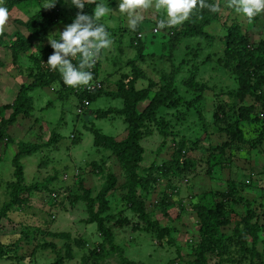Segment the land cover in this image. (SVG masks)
<instances>
[{"label":"trees","instance_id":"1","mask_svg":"<svg viewBox=\"0 0 264 264\" xmlns=\"http://www.w3.org/2000/svg\"><path fill=\"white\" fill-rule=\"evenodd\" d=\"M117 1L119 0H96V3H104L112 9ZM45 2H52V0H0V6L6 7L9 11L15 9L25 13L30 7L34 10L25 20L18 18L9 20L13 27L22 28L24 35L17 29L14 32L6 30L3 35H0V52H6L9 55L11 65L15 66L17 59L23 55L31 62L30 68H26L24 72L29 82L20 83L11 101L0 104V143H12L9 128L17 121L31 117L33 106L29 93L35 88H49L56 94V99L59 101L72 97L76 107L82 100L89 105L99 97L119 100L120 107L97 109L90 112V115H93L95 119L108 117L121 119L125 126L121 140L104 135L99 129L92 127L86 129L92 136V146L95 151H106L108 153L106 159H112L119 174L107 172L104 182L95 194L91 189L83 186V182L78 178L73 184L76 193L73 194L70 191L65 198L70 204L82 203L85 219L81 222L85 226L92 225L98 237L95 245L96 252L95 249L89 250L88 256L82 258L81 262L86 259L94 262L113 254L117 257L116 264H143L130 261L123 256L122 250L114 244L112 230L126 227L131 232L146 233L158 247L171 243L169 231L147 214L145 200L154 192L159 180L165 181L162 201L176 195L178 188L174 180L188 173L195 166L188 152L197 149L198 142H191L190 147L186 148L183 138L177 139L175 134H169L168 122L164 120V111L185 106V109H189L191 113H196L194 110L196 104L200 102L203 93L210 89L206 84L196 81L199 68L208 63V58L198 62L201 52L199 46H185V52L170 72H160L157 81L146 79L143 70L137 66V60L154 58L159 61L163 56L150 54L144 58L140 33L149 24L157 27L158 21L164 19V14L159 12L160 14L156 15L153 22L143 20L135 31L131 28L121 29L127 36V47L135 52L134 59L128 60L125 64L129 67L127 72H121L113 82L107 79L100 80L98 79V58L94 67L90 69L93 74L91 82H98L101 87L92 92L82 90V86L69 87L63 82L61 74L50 70L47 65V59L53 53V49L49 41L45 44L43 42L48 40L49 35V38L59 39V36L52 37L50 31L55 26H61L64 29L67 24L74 21L79 10L71 4V0H68V10H63L65 3L61 0H57L54 8L43 9ZM206 2L219 4V0H206ZM94 8V3H85L84 13L91 15ZM220 13L221 11L212 13L208 9H197L182 25L159 29L168 34L165 42L160 44V48L167 53L166 61H171L179 55V43L182 40L206 38L205 28L217 21ZM256 19L257 16L253 20ZM252 21L248 22L246 28L236 21H231L228 25L223 24L222 26L225 27L223 33L213 38V41L217 39L219 43V50L215 52L217 56L215 64L222 72L226 71L232 77L234 86L223 93L227 100L217 104L211 115L219 142L203 148L207 174L211 166L220 163L223 167L226 163H230L229 152L234 145L247 143L251 146H261L264 144V27L261 28L262 33L259 38L251 41L247 30L251 29ZM97 23L103 24L110 35L114 33L117 35V30L113 32L100 20ZM137 34H140V37H137ZM72 63L78 66V59H73ZM187 66L188 69L184 70ZM183 71L187 73V76L179 78L178 84L183 89L182 94H179L175 80ZM144 79H146V86L136 89L135 84ZM139 106H141L140 109H138ZM6 112L7 117H5ZM181 113L177 115V118L183 115ZM244 125L252 127L249 140L244 138L246 134ZM83 128H85L84 124ZM154 132L162 139V144L167 138L170 139L171 153L168 159L161 161L159 165L152 162L147 169L139 171L144 154L141 141ZM72 136L71 142L74 143L77 138ZM48 137L47 142L42 143L16 142V153L10 160L11 180L1 182L6 199L0 207V221L7 219L11 212L28 208L30 195L34 192L48 191V180H45L43 184L35 182L25 184L23 167L20 163L25 156L33 155L41 148H49L58 142L59 135L54 129L50 131ZM206 139L208 138L205 137L204 140ZM212 161L214 162L210 166L209 163ZM104 164V160H99L98 163L90 161L87 165L94 173H101ZM54 179L55 177H50L49 181ZM234 185L235 182L227 181L224 190L209 193L208 203L197 202L192 205L197 241L191 249L189 260L183 264H209L212 259L215 264H264V249L262 252L258 251V246L264 244V212L260 211V204L255 208L251 202L236 196ZM114 192L119 193V200L123 203L124 209L129 212L130 218L123 214V210H119L115 215L109 214L108 197ZM49 194L50 199L56 198L50 190ZM178 209L183 213L181 205H178ZM25 231L28 232L27 229ZM33 231L38 233L36 230ZM20 234V238H26V241L28 234L23 231ZM32 235L29 240L33 239ZM52 236L56 235L53 233ZM18 242L16 240L11 244H4L0 236V264L11 260H22L27 264L23 254L20 257L16 255ZM85 245L84 240H78L76 243L79 248ZM40 247L52 248L51 244H41ZM70 258V249L66 246L63 255L55 253L51 264H63V259Z\"/></svg>","mask_w":264,"mask_h":264},{"label":"rangeland","instance_id":"2","mask_svg":"<svg viewBox=\"0 0 264 264\" xmlns=\"http://www.w3.org/2000/svg\"><path fill=\"white\" fill-rule=\"evenodd\" d=\"M61 1L65 3L63 10H68V0ZM118 4L119 1L112 8L113 11H110L100 20L113 32L117 30V35L116 33L110 35L111 46L102 50L99 56L98 79H107L109 82L116 80L121 72L129 70L125 64L128 60L134 59L135 53L134 50L127 47V36L121 31V29L127 30L130 27L127 16L119 13ZM219 6L221 8L220 17L205 28L206 38L182 40L179 43V55L177 57L174 55L175 57L171 61H166L167 53L160 48V44L164 43L167 38V33L161 32L153 24L147 25L140 33L142 36L141 43L144 47L142 56L144 58L150 54L163 56L159 61L154 58L144 61L137 60V66L143 70L146 79L157 81L160 72L168 73L171 68L177 65L178 59L185 52V46L195 47L198 45L201 52L197 61L200 62L208 58V63L199 68L196 81L206 84L210 89L203 93L200 102L196 104V109H194L196 113H191L189 109H185V106L178 107L176 110L164 111V120L168 122L167 131L169 134H175L177 139L183 138L186 148L190 147L191 142H198L197 149L188 152V156L194 160L195 166L188 173L180 175L176 177L177 180H174L175 186L178 188L176 195L169 196L162 201L161 196L164 193L165 181L159 180L154 192L145 200L147 214L161 227L169 231L170 244H162L161 247H158L157 243L146 233L131 232L126 227L122 229L113 228L114 244L122 250L123 256L130 261L143 264H183L188 261L191 249L194 248L197 241L191 207L197 202L208 203L210 201L209 193L224 190L227 181L235 182L236 196L251 202L255 208L260 204L261 209H259L264 212V144L261 146H251L247 143L234 145L229 152L228 161L230 163H226L223 167L220 163L211 166L214 162L212 161L209 163L211 166L209 173H206L207 166L204 162L203 148L219 142L211 115L217 104L227 100L223 93L234 86L232 77L226 71L222 72L215 64L217 57L215 52L219 50V43L216 41L217 39L213 41V38L223 33L225 28L222 26L223 24L228 25L231 21H236L243 28H246L249 22L247 18L236 14L233 9L229 8L227 0H219ZM33 11L32 7L28 9V12L25 11L26 14L11 9V19L25 20L27 15ZM159 14L154 8L149 9L144 13L143 20L153 22ZM163 16L166 18L165 14ZM10 23L9 21L8 31L14 32L17 29L24 35L22 28H15ZM263 27L264 13L258 14L257 19L252 21L251 29L247 30L251 41H256L259 38ZM153 29H155L154 32ZM63 30V27L55 26L50 34L52 37L59 36L58 32ZM46 42L48 40H45L43 44ZM30 66L31 62L24 55L17 59V64L14 66L11 65L9 55L6 52H0V104L11 101L20 83L29 82L24 72ZM186 69L188 66L184 68V70ZM180 76L186 77L187 73L183 71L175 80L178 93L182 94L183 89L178 84ZM146 79L139 80L135 84L136 89L144 88ZM29 95L32 98L33 106L31 117L17 121L9 128L12 143H0V207L6 199L4 186L1 182L11 180L10 160L16 153V142H47L52 129L59 137L56 144L46 149L41 148L39 152L25 156L20 160L23 167L24 183L43 184L45 180H48V191L34 192L30 195L28 208L19 212H11L7 219L0 221L2 242L11 244L18 240L16 255L20 257L23 254L27 264H51L55 253L63 255L66 246L70 249L71 258L63 259V264H116L117 257L113 254L94 262L88 259L81 262L82 258L88 256L89 250L96 248L98 237L92 225L85 226L81 222L85 219L82 203L70 204L65 196L70 191L73 194L76 193L73 184L78 178L83 182V186L91 189L95 194L104 182L107 172L119 174V170L112 159H106L108 155L106 151H95L92 146V136L86 129L88 127L99 129L104 135L118 141L121 140L124 136L125 127L121 119H110L109 117L95 119L93 115H90V112L97 109L105 110L110 107H120L121 102L99 97L77 114L72 97L59 101L56 99V94L49 88H35ZM140 108L141 106L138 107V109ZM83 113L86 114L83 115ZM179 113L183 115L177 118ZM7 115L6 112L5 117ZM83 124L85 128H83ZM251 128V125L243 126L244 131H246L244 138L247 140L251 138ZM72 135L77 138L74 143L71 142L73 140ZM205 137L208 139L204 140ZM169 141L170 139L167 138L162 144V139L155 132L144 138L141 141L144 154L139 165V171L147 169L152 162L159 165L161 161L167 160L171 153ZM99 160L105 161L102 172L94 173L87 164L90 161L98 163ZM50 177H55V179L49 181ZM49 190L54 193L56 198L50 199ZM108 200L109 214L115 215L119 210H123V214L130 218L129 212L124 209L123 203L119 200L118 192L112 193ZM178 205H181L183 213L178 209ZM134 222L136 221L134 220ZM22 231L28 234L27 243H25L26 238H20ZM33 233L35 234L32 235ZM53 233L56 236H52ZM30 235L33 237L32 240H29ZM78 240H84L86 245L79 248L76 246ZM41 244H51L52 248H41ZM263 249L264 244L258 246V251L262 252ZM209 262V264H215L214 259ZM1 264L25 263L22 260H11L1 262Z\"/></svg>","mask_w":264,"mask_h":264},{"label":"clouds","instance_id":"3","mask_svg":"<svg viewBox=\"0 0 264 264\" xmlns=\"http://www.w3.org/2000/svg\"><path fill=\"white\" fill-rule=\"evenodd\" d=\"M56 2H46L43 9L54 8ZM85 3L95 4L91 15L84 13ZM71 4L79 11L74 21L58 32L59 39L49 38V35L53 53L48 57L47 65L50 70L61 74L65 85L78 88L91 83L93 74L90 69L102 50L112 44L105 26L97 22L113 10L104 3H96V0H71ZM227 6L249 22L264 13V0H227ZM153 8L166 15V18L158 21V29L182 25L197 9H208L212 13L221 11L219 4H209L206 0H119L118 4L119 13L127 16L133 31L143 21L144 13ZM10 19V11L0 6V35L8 29ZM73 59H78V66L72 63Z\"/></svg>","mask_w":264,"mask_h":264},{"label":"built area","instance_id":"4","mask_svg":"<svg viewBox=\"0 0 264 264\" xmlns=\"http://www.w3.org/2000/svg\"><path fill=\"white\" fill-rule=\"evenodd\" d=\"M155 29H153V32ZM137 37H140V34H137ZM101 86L98 82H91L88 86H82L81 89L85 90L86 92H92L93 90L99 89ZM87 102L85 100H82L78 107H76V113H80L81 110L86 109L87 107Z\"/></svg>","mask_w":264,"mask_h":264}]
</instances>
